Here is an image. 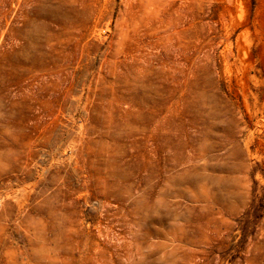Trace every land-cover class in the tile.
I'll use <instances>...</instances> for the list:
<instances>
[{
	"label": "rangeland",
	"instance_id": "obj_1",
	"mask_svg": "<svg viewBox=\"0 0 264 264\" xmlns=\"http://www.w3.org/2000/svg\"><path fill=\"white\" fill-rule=\"evenodd\" d=\"M0 264H264V0H0Z\"/></svg>",
	"mask_w": 264,
	"mask_h": 264
}]
</instances>
